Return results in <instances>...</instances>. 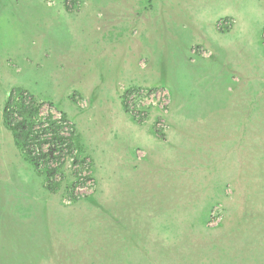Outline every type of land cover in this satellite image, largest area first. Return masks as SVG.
Returning a JSON list of instances; mask_svg holds the SVG:
<instances>
[{"label":"rangeland","instance_id":"obj_1","mask_svg":"<svg viewBox=\"0 0 264 264\" xmlns=\"http://www.w3.org/2000/svg\"><path fill=\"white\" fill-rule=\"evenodd\" d=\"M3 1L0 231L11 197L19 204L23 190L45 192L44 174L4 120L15 88L8 109L33 131L54 111L73 122V144L91 159L97 185L84 199L97 200L79 219L62 208L48 215L59 231L41 253L6 242L0 264H264V0ZM191 40L193 70L184 58ZM123 78L171 86L178 123L168 112V128L157 130L158 109L133 118ZM31 99L36 110L21 113ZM70 163L51 192L62 202Z\"/></svg>","mask_w":264,"mask_h":264},{"label":"built area","instance_id":"obj_2","mask_svg":"<svg viewBox=\"0 0 264 264\" xmlns=\"http://www.w3.org/2000/svg\"><path fill=\"white\" fill-rule=\"evenodd\" d=\"M226 24L225 20L219 22V26ZM122 101L127 112L137 121H145L152 109L160 111L158 121L155 123L159 131L166 130L168 123L166 116L169 112L171 103V93L166 86L145 87L130 86L123 87ZM16 114L15 112H13ZM54 115L48 121L43 122V128L34 131L38 135V140H43L48 151L53 148V158L50 165L60 167L54 180L61 178V168L67 160H70L71 167L74 170V179L66 191L63 202L71 204L74 201L89 197L96 192V181L92 175L91 159L81 157L78 149L73 144L74 124L65 117L60 111H54ZM30 147L36 152L38 146ZM43 144V143H42ZM140 153V151H138Z\"/></svg>","mask_w":264,"mask_h":264},{"label":"crops","instance_id":"obj_3","mask_svg":"<svg viewBox=\"0 0 264 264\" xmlns=\"http://www.w3.org/2000/svg\"><path fill=\"white\" fill-rule=\"evenodd\" d=\"M10 2V1H9ZM4 3L2 0H0V4ZM4 7V6H3ZM195 41L191 40L187 47L186 51L184 53V58L187 63V65L191 68V70L196 69L197 63H195L194 59H192L194 56L191 53V47L194 44ZM170 61H175V55L173 52H171ZM176 63L174 64V66ZM174 66L173 70L175 69ZM196 67V68H195ZM170 74L172 75L173 73ZM168 75V77H172ZM188 78V77H187ZM184 79H186L184 77ZM172 80V78H171ZM128 81V82H125ZM176 80H173V83ZM161 85V84H160ZM173 85V84H172ZM180 83L178 84V86ZM182 85H186V83H182ZM121 86V87H120ZM120 86L118 88L119 92L123 93V87H129V86H145L144 85H135L133 80H127L126 78H123L120 82ZM187 86V85H186ZM150 87V86H149ZM171 93L174 94L176 93L175 91L172 90L171 86H168ZM174 87V86H173ZM173 96V95H172ZM172 100L175 101V98L172 97ZM172 101V103H173ZM175 103V102H174ZM172 114L169 112L168 115V122L170 121V125L173 126L174 124H177L178 122L176 119L174 121L172 120ZM156 136V135H155ZM157 137V136H156ZM158 138V137H157ZM164 140V139H162ZM166 140V139H165ZM140 151V149H138ZM137 151L138 157L142 156L143 151H140V153ZM25 160L29 163L30 161L24 157ZM31 164V162H30ZM18 186V185H16ZM42 190L45 192L42 193V198L38 196H33L30 197L29 191L26 193L23 190V197L19 198L23 203H17L13 202L16 201L17 198L11 197L9 204H6L7 207L10 208L9 214H5L2 219H3V226H2V231H0V247H7L6 242L9 243L11 241L13 245L11 247L16 248L14 246L16 243L21 242L22 244L26 245L27 247H34L37 248L35 252H29V253H41L44 251V247L46 246V240L53 235L54 237L58 236V228L54 230V232L51 231L49 228V218H47L48 215H57L58 214V209L62 208L65 210H68L71 215L75 213L77 218L79 219L83 213L85 215V206L91 205L94 201L97 199H91V200H79L77 201L74 205L66 207L62 201H59L56 199L55 193L49 192L46 188L45 185L42 184ZM17 189V188H16ZM13 200V201H12ZM20 206H24V211L21 210ZM16 214V215H15ZM81 214V215H80ZM8 218V219H7ZM8 220V228L11 229V232H9V229H7V226L4 225V221L6 222ZM69 245H74V244H69ZM63 246V245H62ZM26 248V247H25ZM27 251H29V248H26L25 250H19L15 251L13 250L12 253H18L22 254V252H25L26 254Z\"/></svg>","mask_w":264,"mask_h":264},{"label":"trees","instance_id":"obj_4","mask_svg":"<svg viewBox=\"0 0 264 264\" xmlns=\"http://www.w3.org/2000/svg\"><path fill=\"white\" fill-rule=\"evenodd\" d=\"M16 90L20 91L21 89L15 88L9 93V97L7 99L3 112L5 123L7 127L13 132L16 144L23 151L25 157L32 163L37 172H39L40 174H44L45 188L50 192H55L58 188V182L54 180V177L58 173L60 167H53L50 165L51 158H53V148H50L48 151H43L41 144L44 141H35L36 139H38V135L33 131L32 121H30L28 118H25L23 120L14 119L11 116V111H9L8 109L13 104V96ZM33 102V99L29 100L28 104L22 101L19 104L20 106L18 105V108H20V112L31 113L32 110H36L33 107ZM29 115L31 116V114ZM34 141L38 146V150L36 152H34V150L30 147L31 145L35 144Z\"/></svg>","mask_w":264,"mask_h":264}]
</instances>
